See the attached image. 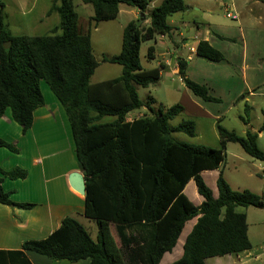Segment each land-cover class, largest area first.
<instances>
[{"label":"trees","instance_id":"obj_1","mask_svg":"<svg viewBox=\"0 0 264 264\" xmlns=\"http://www.w3.org/2000/svg\"><path fill=\"white\" fill-rule=\"evenodd\" d=\"M80 1L94 11L85 26L73 0H53L50 12L59 13L60 24L47 35L17 36L6 23V6L0 0V118L10 108L23 131L29 130L35 110L45 104L40 83H47L71 123L86 181L84 216L97 225V236L93 239L83 224L67 217L46 239L24 242L21 250H0V264H32L25 254L29 251L71 263L90 259L91 264H161L194 219L183 254L172 264H208L210 258L251 250L247 216L237 208L264 209V198L250 190H233L222 172L215 198L201 174L221 169L228 143L239 144L252 159L264 163L257 133L248 130L239 136L218 126L221 149L178 141L173 134L192 138L197 134L192 120L170 126L184 108L177 104L156 110L155 100L145 102L138 93L161 80L162 68L142 67V44L173 32L168 20L188 10L185 0H164L154 7L149 26L141 19L128 23L121 52L103 58L120 65L122 74L98 84L91 83L100 65L93 53L91 29L117 20L123 5L145 14L150 0ZM197 56L216 63L224 60L206 41L199 43ZM148 58L154 59L153 47ZM177 64L184 85L196 97L220 102L205 85L187 77V61L180 59ZM145 108L148 113L127 121L129 114ZM109 118L112 121H106ZM0 147L15 150L2 139ZM4 177L23 179L26 172L0 169V204L29 207L12 202L2 186ZM191 180L203 198L199 206L184 193Z\"/></svg>","mask_w":264,"mask_h":264},{"label":"crops","instance_id":"obj_2","mask_svg":"<svg viewBox=\"0 0 264 264\" xmlns=\"http://www.w3.org/2000/svg\"><path fill=\"white\" fill-rule=\"evenodd\" d=\"M263 1L197 0V4L214 2V6L210 8L209 20L203 21L205 23L190 22L187 18L189 9L183 13L174 14L168 20L169 24L174 27L173 32L168 36L158 37L153 41L155 46H151L154 48V58L156 59V56L160 58L158 63L160 68L162 66L161 80H164L165 76L168 79H170V76H178L180 79L179 81L182 84L181 91L187 101V105L179 103L184 108L180 115L187 113V109L190 108L188 120L194 121L196 127H198V118L204 116L208 119L221 121L231 110V107L237 106L240 101L248 110L258 107L256 111L257 119L261 121L258 111H261L263 115H261L260 132L259 135L257 134L258 145L263 131L261 129L264 125ZM162 2L150 0V5L143 21L144 26H149L150 24V11ZM50 3V6L45 7L41 15L30 24L36 28V30L32 28L33 32L36 33L37 29L43 30L42 26H44V31L50 34L60 24L59 13L57 11L50 12L53 0ZM203 9L201 6L197 11H202ZM215 10H219L223 16H217ZM122 14L129 17L128 23L141 18V13L138 9L124 5L121 6L119 17ZM52 15L58 17V22L55 25H48L47 22ZM93 15V8L85 13L86 19L91 18ZM228 15L232 17H228ZM225 18L231 19L233 22L228 23ZM6 23L14 35L36 36L25 34L29 30H24L22 27L28 24L24 22L19 24V22L15 23V21L12 23L7 14ZM201 41H206L219 50L223 54L224 60L216 63L198 57L197 47ZM180 59L188 62L187 77L196 83L205 85L210 90L211 96L219 99L220 102H205L201 98L196 97L184 85L178 73L177 63ZM111 79L100 80L98 83ZM40 87L45 104L35 110L33 125L29 130L23 131V127L14 120L10 108L0 118V139L15 148V150H12L7 147H0V169L8 172L18 168L26 172V177L23 179L4 177L2 186L10 194V199L13 203L29 205L27 208H21L0 204V250H21L24 242L46 239L60 228L63 220L67 217H73L81 224H83L81 220L87 219L84 216L85 195L76 191L70 182L72 174L80 173L84 176V173L77 157V148L69 117L47 83L41 81ZM224 106L227 107L224 108ZM145 109L138 113L129 114L127 121L132 122L142 117L146 114L147 109ZM106 121L110 122L112 119L109 118ZM243 121L245 124V120ZM246 121H248V124H245L244 134L248 130L257 133V128L252 126L250 119ZM237 158H239V161L246 162L257 168L256 174L259 175V181H254L255 188L250 189V191L264 198V163L255 162L256 160L249 161L247 157L245 158L241 154ZM220 172L221 169L205 171L201 174L208 187L210 186L209 188L213 189L215 198L218 197L215 196V192L219 195L217 180ZM244 172L247 179L253 178V172L249 170ZM207 177H209L210 183ZM193 183H195L194 180L189 182L184 193ZM191 193L192 199L196 203L195 205H201L203 198L198 194L196 184ZM239 208H237V212L243 213L239 211ZM245 215L247 216V214ZM90 222L93 221L90 220ZM190 222L192 224L191 227L185 231V234L183 231V235L177 243V246L181 245V249L197 219ZM248 235L252 244L249 224ZM176 247L175 249H177ZM25 254L32 264H91L90 259L71 263L69 261H55L45 255L30 251L25 252ZM182 254L183 250L177 256L173 255L172 261L168 263L176 262L181 258ZM210 259H217L215 264H264V243L258 248H255L252 244L251 250L238 254ZM208 260L207 263L209 264Z\"/></svg>","mask_w":264,"mask_h":264},{"label":"rangeland","instance_id":"obj_3","mask_svg":"<svg viewBox=\"0 0 264 264\" xmlns=\"http://www.w3.org/2000/svg\"><path fill=\"white\" fill-rule=\"evenodd\" d=\"M2 1L6 6L5 13L8 15L12 23L15 21V23L19 22V24H21L22 22L28 24L22 27V29L24 30H29L25 34L36 36H43L48 34L44 31V26H42L43 30L37 29L38 31L36 33L33 32L32 28L34 27L30 24L33 23L41 15L45 7L50 6V2H52V0H35V2L34 0ZM158 2L160 3L162 2V0H158ZM185 3L187 4V7L189 9V12L187 13V18L190 22L195 21L196 23H205L203 21L209 20L208 16H210V8L214 6V2H207V4H197V0H185ZM73 4L79 16H81L82 14V16L85 18L81 21L82 25L85 26L87 21L85 13L86 11L92 9V7L83 4L80 0H73ZM201 6L204 9L202 11H197V9ZM215 11L217 16H223V14L219 10ZM57 18V16L52 15L47 24L55 25L58 22ZM225 19L228 23L233 22V20L231 19ZM128 22L129 17L125 14H122L115 21L104 22L100 24L97 28L91 29L93 53L100 63L95 75L91 80L92 84H96L100 80L115 78L122 74V67L120 65L105 63L103 62V58L112 57L118 55L121 52L123 29ZM34 29L36 30V28ZM151 46H155L153 41L144 42L141 46L140 58L142 67L144 69L160 68L158 63L160 58L158 56H156V59L148 58V51ZM171 50H173V48H171ZM163 79L164 80L159 81L156 85H152L149 88H140L138 93L141 100L147 102L148 99L152 98L153 100H155V104L153 105V107L156 110H158L161 106L165 109H168L179 104L180 102L182 105H187V101L183 95L184 93L181 91L182 84L180 83V79L178 78V76H170V79L165 76ZM226 107L227 106H224V108ZM257 110L258 107L252 110H248L247 108H245V105L242 103V101H240L237 106L231 107V110L221 121L208 119L204 116L198 118L196 137L192 138L183 133H175L173 134V137L176 140L184 143L203 145L214 149H221V138L218 132V126H221L228 131L235 132L239 136H245V124L242 118H244L245 120L250 119L252 126L254 128H257V134L259 135V127L262 124L263 115L261 114V111H258L259 118L261 119V121H259L257 119ZM138 112L140 111H136L135 113ZM189 112L190 108L187 109V113H183L182 115L175 117L173 120L170 121V126L175 127L178 126L180 123L188 120V116H190ZM259 146L262 150H264V130L262 131V135L259 138ZM239 154L243 155L245 158L247 157L249 161H255L249 156H247V154L244 152V150L239 144L230 143L228 144L226 149V158L221 168V172H223L224 178L234 190H252L255 188L254 181H259V175L256 174L257 168L253 167L252 165L246 162L239 161V158H237ZM245 170L253 172L252 179H247L245 177ZM207 180L209 183L211 182L209 177H207ZM194 185L195 183L191 184V187L188 188L185 193L190 198V200L194 204H196L192 199L191 193V190H194ZM211 190L213 192L212 188ZM215 196H218L216 192ZM239 211L247 214L252 244L255 248L260 247L264 243V209H256L250 207L248 209L239 208ZM81 222L89 230L92 237L96 238V234L98 231L97 225L87 219H83L81 220ZM190 223L191 222L186 225V230L184 229V234L185 231H187L191 227L192 224ZM176 248L177 249H174L172 253L166 254V257L163 258L161 264H170L168 262L172 261L173 255L177 256L183 250V248L181 249L180 244ZM216 261L217 259L208 260L209 264H215Z\"/></svg>","mask_w":264,"mask_h":264},{"label":"water","instance_id":"obj_4","mask_svg":"<svg viewBox=\"0 0 264 264\" xmlns=\"http://www.w3.org/2000/svg\"><path fill=\"white\" fill-rule=\"evenodd\" d=\"M142 21L145 20V14L141 13V18ZM10 43H7L5 45V48L8 49L10 48ZM70 182L72 187L78 191L79 193L85 195L86 194V181L85 178L82 174L80 173H74L70 177Z\"/></svg>","mask_w":264,"mask_h":264},{"label":"built area","instance_id":"obj_5","mask_svg":"<svg viewBox=\"0 0 264 264\" xmlns=\"http://www.w3.org/2000/svg\"><path fill=\"white\" fill-rule=\"evenodd\" d=\"M228 17H232L231 15H228ZM234 18V17H233Z\"/></svg>","mask_w":264,"mask_h":264}]
</instances>
